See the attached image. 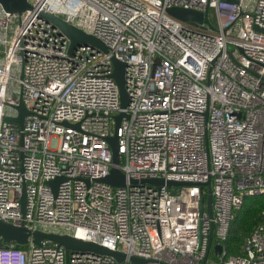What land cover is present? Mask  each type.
<instances>
[{
    "label": "built area",
    "instance_id": "built-area-1",
    "mask_svg": "<svg viewBox=\"0 0 264 264\" xmlns=\"http://www.w3.org/2000/svg\"><path fill=\"white\" fill-rule=\"evenodd\" d=\"M29 3L22 13L0 4V219L50 233L60 232L44 228L66 226L60 234L145 264H264V223L241 254L224 246L244 197L264 194V0ZM175 6L208 18L213 9L218 25L180 20L167 11ZM42 13L108 51L82 43L70 53V39ZM114 59L126 63L125 107ZM21 100L22 128L8 119ZM116 134L119 164L108 141ZM113 167L124 185L104 180ZM57 177L64 179L55 192L49 181ZM209 177L216 226L206 258L212 218L200 214V201ZM27 244L0 247V264H133L94 251L67 254L48 238Z\"/></svg>",
    "mask_w": 264,
    "mask_h": 264
},
{
    "label": "water",
    "instance_id": "water-1",
    "mask_svg": "<svg viewBox=\"0 0 264 264\" xmlns=\"http://www.w3.org/2000/svg\"><path fill=\"white\" fill-rule=\"evenodd\" d=\"M0 4L5 8V10L12 12V13H22L31 8V4L29 3V0H0ZM167 11L171 15L183 21H189L193 23L205 21L206 23L210 24L207 11L204 12V11L195 10V9H187V8L180 7V6L168 8ZM42 16L46 20H48L49 22L57 26L60 29V31L64 33L70 39L71 41L70 48H69L70 53L73 52L76 46L82 43L96 46L105 52L108 51V47L99 38L85 33L83 30L68 23L63 18L57 15H54V14H46V13H42ZM114 65H115V68H114L113 76L120 89L121 106L125 107L129 101V96L125 88L126 63L119 61L117 59H114ZM17 109L19 111V115L17 117H12L8 119L17 122L22 128L24 125L25 116L28 113V110L26 109L25 104L22 100L20 104L17 106ZM126 115L127 114L125 112H121L120 114L116 116V131H117V128L119 127L122 117ZM108 141L110 143V146L113 152V162L115 164H119L120 154L118 151L119 145H118L117 134L114 136H110L108 138ZM21 143H23V134L21 135ZM63 179H64L63 177H57L49 181V184L53 186L55 192H56L58 184ZM104 180L108 182L109 184H112L115 186H122L126 182V176L118 167H113L111 169L110 174ZM143 181L156 184L158 186H162L164 184H167L168 186L189 184L188 182H178L174 180L166 181L163 178H148V179H144ZM201 185H202V189L206 187V194L202 195L201 197L200 214L203 215V213L206 211L209 214L210 218H212L210 233L208 235V246H207V255H206V258H207L209 256V252H210V249L213 243L215 226H216L213 220L214 211H213V194H212L211 177H209L208 180L205 181L204 183H201ZM22 200H23V205H25V202H26L25 194ZM31 237L33 238V242L36 244H41L45 238L53 239L56 242H58L60 245L65 246L67 250V254H68L69 249H78V250H83V251H94L97 253L109 254V255L114 256L116 260L120 263H125L127 260H130L131 263L133 264H145L146 262H148V260L145 258H141L137 256H128L124 252L111 250L100 244L90 242V241H84L70 234L50 233V232H45L39 229L32 230L25 224L18 225V224L0 219V238L3 239L5 243H16L17 245L27 244L30 241ZM215 248H216V251L221 252L223 249V246L216 245Z\"/></svg>",
    "mask_w": 264,
    "mask_h": 264
},
{
    "label": "trees",
    "instance_id": "trees-1",
    "mask_svg": "<svg viewBox=\"0 0 264 264\" xmlns=\"http://www.w3.org/2000/svg\"><path fill=\"white\" fill-rule=\"evenodd\" d=\"M264 194L248 195L240 207L235 210V217L231 222L229 237L224 246L228 255L242 253L246 238L252 233L254 227L264 223ZM11 244L26 249L29 244L5 243L0 238V247H9Z\"/></svg>",
    "mask_w": 264,
    "mask_h": 264
},
{
    "label": "rangeland",
    "instance_id": "rangeland-1",
    "mask_svg": "<svg viewBox=\"0 0 264 264\" xmlns=\"http://www.w3.org/2000/svg\"><path fill=\"white\" fill-rule=\"evenodd\" d=\"M209 19H210L213 26L216 27L218 25L217 16H216L215 11L213 9H210V11H209ZM44 229L50 230V231H55V232H60V233H63V232L65 233V232L69 231V228L66 226H59V227L50 226V227H46Z\"/></svg>",
    "mask_w": 264,
    "mask_h": 264
}]
</instances>
